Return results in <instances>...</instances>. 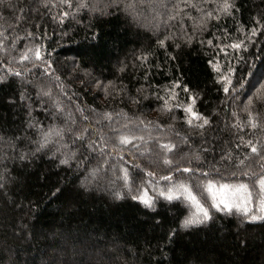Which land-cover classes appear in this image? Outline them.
I'll use <instances>...</instances> for the list:
<instances>
[{"label": "trees", "instance_id": "trees-1", "mask_svg": "<svg viewBox=\"0 0 264 264\" xmlns=\"http://www.w3.org/2000/svg\"><path fill=\"white\" fill-rule=\"evenodd\" d=\"M87 2L103 8L107 0ZM127 2L104 15L76 11L78 0L71 6L63 0L0 2V264H264V220L213 210L207 222L181 227L188 211L183 203L156 198L154 207H145L132 199L120 172V165L129 169L134 189L146 171L157 180L167 176L171 169L160 145L171 142L176 147L168 156L175 166L207 168L230 152L232 159L217 167L254 172L253 179H241L255 184L264 168L246 142L264 155V0H227L228 13L219 10L225 0H136L135 17L124 10ZM253 28L257 34L246 38ZM158 40H165L163 47ZM241 40L246 50L225 48ZM37 47L59 80L33 66L40 63ZM144 55L147 60L139 59ZM228 65L235 69L229 75L236 91L225 93L219 77ZM177 81L169 103L187 105L194 96V110L210 122L203 130L189 127L183 107L160 110L164 100L157 96L167 98L165 90ZM49 89L51 99L38 96ZM56 99L62 111L52 103ZM105 112L112 120L102 118ZM68 113L75 124H66ZM140 120L152 123L145 127ZM30 121L45 130L59 125L83 132L86 140L69 142L76 160L61 164L51 145L36 151L37 127ZM90 125L96 135L84 132ZM100 133L109 138L103 156L87 148ZM121 134L144 140L120 146L118 156L113 146ZM245 156L247 168L237 169L236 158ZM94 168L100 169L95 178Z\"/></svg>", "mask_w": 264, "mask_h": 264}, {"label": "snow or ice", "instance_id": "snow-or-ice-1", "mask_svg": "<svg viewBox=\"0 0 264 264\" xmlns=\"http://www.w3.org/2000/svg\"><path fill=\"white\" fill-rule=\"evenodd\" d=\"M0 2H2V0H0ZM63 2L69 3V6H71L70 0H63ZM144 2L145 0H140V3ZM121 3L122 0H107V3L104 5V7L100 8L95 4H89L87 0H78L75 10L79 11L80 9H88L89 12H99L101 15H104L108 13L109 8H115L119 10ZM230 7V4L227 2V0H225V2L219 6V10L228 13ZM124 10L130 12L135 17L136 0H128V2L124 4ZM63 15L67 16L68 13L65 12L63 13ZM206 15L208 17H212L213 13L210 11L207 12ZM172 18L173 17L171 16L169 17V19ZM215 18L219 19V15H217ZM257 31L258 29L253 28L249 36L246 38L250 39L251 37H254L257 34ZM165 39H167V37ZM188 42H190V39ZM158 43L161 47H163L165 40H158ZM208 43L211 44L212 41L209 40ZM176 47H179V44H177ZM226 47H231L239 51L242 47L246 50L247 45L244 44L243 40H241L239 42H234L230 45L225 46V48ZM225 48H221V51H225ZM41 55L42 54L40 48L37 47L35 50V59L40 63L39 65L33 64V66L43 67L45 69V74L51 71L54 79L59 80V77L55 76L54 71H52L51 61H41ZM225 55H227L226 51ZM20 59L27 60L29 59V56L22 55ZM139 59L147 60V56L144 55L142 57H139ZM213 67L215 71H217L218 73L220 72L219 64L213 65ZM234 72L235 69L231 65H228L227 72L220 75L219 77L221 81H224L223 91L225 93L229 92L230 87L232 91H236V87L232 84V76L229 75V73L234 74ZM15 75L19 76L20 73L16 72ZM250 75H252V73H250ZM260 77L264 78V72L260 74ZM258 82L260 81L258 80ZM96 83L97 85L101 84L100 81H96ZM237 83L239 84V81H237ZM109 85H112L111 81H109L107 85L103 86L105 90H107ZM178 86L179 82L177 81L174 83L172 88L165 90L166 92L170 93L167 98L157 96V99L164 100V103L163 105H161L160 110L171 112L174 107H183V111L185 112V121L189 125V127L203 130L205 126L209 125L210 122L207 117H204L202 114L194 110V96L190 97L192 103H189L187 105H181L178 102L176 104L169 103V101L176 99V93L174 89ZM240 87H243V85L240 84ZM260 87L264 88V82L260 83ZM184 91H188L187 86H185ZM40 95L49 96V98L51 99V90L49 89L47 91L38 92V96ZM251 101L252 98L249 97V103H251ZM52 103L58 110L62 111L58 99L53 100ZM77 111L81 112L83 119H88V117L83 116L82 109L77 108ZM116 115L119 116L120 114L117 113ZM123 115L125 116V118H127L126 113ZM102 118L112 120L113 114L105 112L102 114ZM251 119L252 117L249 113L250 122ZM69 121L72 124H75V119L72 117L71 113H68L66 124ZM139 122L140 124H144L145 127H147L148 124L152 123L148 122V124H145L143 120H140ZM29 127H37L38 140L35 143L38 144V147L36 148V151L43 150L50 145L54 146L55 151L59 152L63 157L62 159H60L61 164H69L70 161L76 160L77 153L76 151L69 149V142L74 144L77 140H86V136L83 132H74L71 127H61L59 125H54L49 126L45 130L43 128H40L38 125H34L31 121L29 122ZM124 127H127V125H125ZM157 127L160 126L157 125ZM252 127L255 128L256 124L252 123ZM89 130H91L94 135H96L98 132V130L91 127V125L89 126V128L84 129V132H87ZM66 133L72 134L69 141L65 140ZM108 139L109 138H107L104 134L100 133L98 140L93 139L88 141L87 148L90 152H99V154L103 156L105 148L108 147ZM149 139H151V137H149ZM183 139L185 143H187V137H184ZM134 140L143 141L144 137H137L130 134H121L118 137V145L113 146V151H115L119 156V147L128 145L131 141ZM241 142L244 143L243 137H241ZM246 144L248 147H250L251 153L257 154L259 156L261 167L264 168V155H261L259 153L257 144H254L251 140H248ZM132 146L134 148H139V145L136 144H133ZM160 147L165 153L163 163L166 166H169V168L171 169L167 176H159L157 180L155 178V173L146 171V179L141 182L139 187H136L134 189L129 178V169L127 167H124L123 165H120V172L122 174L121 179L123 180L124 187L129 192L135 193L132 195L133 200L139 201L148 208H152L155 206L156 198H163L169 202L179 201L183 203L188 211L187 215H185L184 219L181 221V227H188L190 225L207 222L212 218L211 214L213 210H215L216 212H224L228 214L236 212L242 214L249 220H264V172L259 175V178L255 181V184H250L241 179V177H248L250 180L253 179L256 176V173L254 172H250L248 170H225L224 172H222L221 168L217 167V165L221 164L225 159L231 160L232 155L230 152H226L225 155L221 157L220 161L208 164L207 168L203 167V165L197 168H181L179 166H175V162L168 156V153H171L176 145L171 142H167L162 143ZM237 147H239V145H237ZM62 149L63 151H61ZM144 151L147 152L148 149H145ZM108 155H111V153H108ZM20 158L23 159V155ZM120 158L123 159L122 156ZM85 159H87V157ZM193 159H195L196 161H201L202 157L199 153H193ZM236 159L238 161L236 165L237 169H240L241 166H245V169L247 168V166L245 165V161L248 159L247 156H245L243 159H240L239 157H237ZM106 162L107 160H105V163ZM83 164V160L77 161L78 167L83 166ZM189 164H191V161H189ZM133 167L139 168L140 165L134 164ZM99 170L100 169L98 168L91 169V175L93 178L96 177ZM173 172L182 174L188 173L190 175L187 179H176L173 175ZM160 180L165 181L164 186H161L159 184ZM256 185H258V192L256 191ZM149 188L152 189V191L155 193V196L149 195ZM194 189H197L198 191H194ZM115 196L117 198H120L121 192H115ZM254 197L256 198L255 206Z\"/></svg>", "mask_w": 264, "mask_h": 264}]
</instances>
